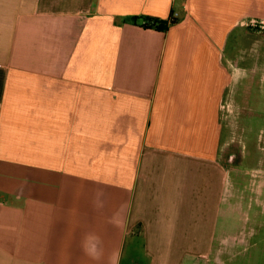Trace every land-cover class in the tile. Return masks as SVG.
<instances>
[{"label": "crops", "instance_id": "crops-1", "mask_svg": "<svg viewBox=\"0 0 264 264\" xmlns=\"http://www.w3.org/2000/svg\"><path fill=\"white\" fill-rule=\"evenodd\" d=\"M251 19L264 0H0V264H123L127 244L191 264L221 243Z\"/></svg>", "mask_w": 264, "mask_h": 264}, {"label": "rangeland", "instance_id": "rangeland-1", "mask_svg": "<svg viewBox=\"0 0 264 264\" xmlns=\"http://www.w3.org/2000/svg\"><path fill=\"white\" fill-rule=\"evenodd\" d=\"M255 38L243 42L223 102L221 156L230 174L224 184L230 204L225 235L208 250H192L191 264H264V41ZM133 257L149 262L143 246L127 244L123 264Z\"/></svg>", "mask_w": 264, "mask_h": 264}, {"label": "built area", "instance_id": "built-area-1", "mask_svg": "<svg viewBox=\"0 0 264 264\" xmlns=\"http://www.w3.org/2000/svg\"><path fill=\"white\" fill-rule=\"evenodd\" d=\"M249 30L254 31L256 33L264 32V20H255L251 19L244 24Z\"/></svg>", "mask_w": 264, "mask_h": 264}]
</instances>
